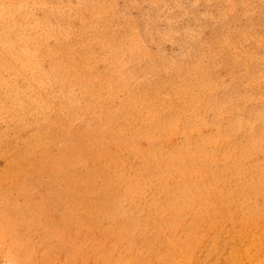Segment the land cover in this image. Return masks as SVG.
<instances>
[{"label":"rangeland","instance_id":"1","mask_svg":"<svg viewBox=\"0 0 264 264\" xmlns=\"http://www.w3.org/2000/svg\"><path fill=\"white\" fill-rule=\"evenodd\" d=\"M0 264H264V0H0Z\"/></svg>","mask_w":264,"mask_h":264}]
</instances>
